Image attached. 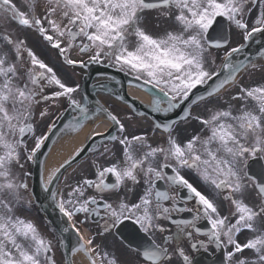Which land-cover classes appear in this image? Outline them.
I'll return each instance as SVG.
<instances>
[{
	"label": "snow or ice",
	"instance_id": "obj_1",
	"mask_svg": "<svg viewBox=\"0 0 264 264\" xmlns=\"http://www.w3.org/2000/svg\"><path fill=\"white\" fill-rule=\"evenodd\" d=\"M258 34L264 0H0V264H199L210 249L220 264H264V47L258 60L246 54ZM101 64L164 117L141 129L148 114L123 95L93 107L59 74ZM177 109L178 120L166 115ZM69 113L59 134L91 123L85 140L101 138L78 168L82 144L40 160ZM37 114L50 120L40 134ZM37 163L65 227L42 228L30 214Z\"/></svg>",
	"mask_w": 264,
	"mask_h": 264
},
{
	"label": "bare ground",
	"instance_id": "obj_2",
	"mask_svg": "<svg viewBox=\"0 0 264 264\" xmlns=\"http://www.w3.org/2000/svg\"><path fill=\"white\" fill-rule=\"evenodd\" d=\"M128 90L129 92L131 91V95H133L134 97L139 96V99L147 104L149 97L146 94L138 90H130L129 87ZM93 127V124L88 123V125L82 131H79L75 135L67 134L65 140H63L60 144L59 151L51 154V157H48L47 160H49L50 163H55L65 157L64 153H67V155L70 154L75 147L80 146L83 142H85V134L88 133L89 130ZM60 154L63 155L61 157L57 156Z\"/></svg>",
	"mask_w": 264,
	"mask_h": 264
},
{
	"label": "rangeland",
	"instance_id": "obj_3",
	"mask_svg": "<svg viewBox=\"0 0 264 264\" xmlns=\"http://www.w3.org/2000/svg\"><path fill=\"white\" fill-rule=\"evenodd\" d=\"M29 44L30 45H32L34 48H35V50H40V51H42L41 49H40V45L41 44H43V43H41V41H40V38L38 37V36H36V35H30L29 36ZM42 46V45H41ZM43 47V46H42ZM44 48V47H43ZM38 54H40L41 56H42V58H44V55L43 54H41V53H39L38 52ZM194 114H196L198 111H199V109L197 108V107H195L194 108ZM37 119H39V116L37 117ZM46 122V124H47V121H45ZM140 122V121H139ZM46 129V127L45 126H42V125H39L38 124V127H37V134H40L42 131H44ZM29 146H31V139H30V141H29ZM32 216H33V218H35L36 219V221H37V223H39V224H41V227L43 228L44 227V223H43V221H42V219L40 218V216H39V214H38V212H37V210H36V208H33L32 210H31V213H30Z\"/></svg>",
	"mask_w": 264,
	"mask_h": 264
},
{
	"label": "water",
	"instance_id": "obj_4",
	"mask_svg": "<svg viewBox=\"0 0 264 264\" xmlns=\"http://www.w3.org/2000/svg\"><path fill=\"white\" fill-rule=\"evenodd\" d=\"M33 192L35 195H38L40 197L38 201H42V197L40 196V193L38 192V189H37V176L36 175H35V185H34ZM68 236L70 237V234Z\"/></svg>",
	"mask_w": 264,
	"mask_h": 264
},
{
	"label": "flooded vegetation",
	"instance_id": "obj_5",
	"mask_svg": "<svg viewBox=\"0 0 264 264\" xmlns=\"http://www.w3.org/2000/svg\"><path fill=\"white\" fill-rule=\"evenodd\" d=\"M185 215H187V214H185ZM210 254H214V252L212 251V250H209L208 251Z\"/></svg>",
	"mask_w": 264,
	"mask_h": 264
}]
</instances>
